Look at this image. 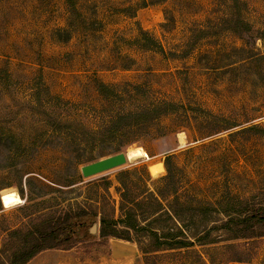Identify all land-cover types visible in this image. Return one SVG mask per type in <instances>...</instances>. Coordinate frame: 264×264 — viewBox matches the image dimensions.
<instances>
[{"label":"rangeland","instance_id":"obj_1","mask_svg":"<svg viewBox=\"0 0 264 264\" xmlns=\"http://www.w3.org/2000/svg\"><path fill=\"white\" fill-rule=\"evenodd\" d=\"M263 53L264 0H0V264L40 219L95 203L102 177L116 204L122 168L146 167L156 190L166 170L150 166L167 154L181 181L164 201L175 218L159 227L194 236L236 201L261 197ZM154 105L120 151L147 155L93 172L120 153L103 127L109 116ZM6 190L20 203L5 206ZM194 243L146 260L135 241L111 238L25 264H264V238L250 244L249 263H222L224 241Z\"/></svg>","mask_w":264,"mask_h":264},{"label":"trees","instance_id":"obj_2","mask_svg":"<svg viewBox=\"0 0 264 264\" xmlns=\"http://www.w3.org/2000/svg\"><path fill=\"white\" fill-rule=\"evenodd\" d=\"M258 58H264V53ZM99 87L103 89L107 85L100 83ZM153 107V110L150 106H144L140 110L117 112L109 116L103 127H107L109 136L115 141L113 152H120L123 146L133 141L138 129L150 121L144 115L158 109L156 105ZM258 127L253 124L243 130ZM260 129L264 134V128ZM93 159L91 157L89 160ZM164 167L166 172L154 191L147 184L150 174L146 167L119 170L118 184L115 185L118 204L110 194V180L102 177L103 190L95 203L88 200L77 208L54 211L40 219L34 227L27 228L24 231L25 239L10 256L9 264H25L46 249H70L82 243L105 244L111 238L135 241L146 260L161 250L189 249L197 241L200 244L224 241L226 244L220 258L222 263H249L253 257L250 244L264 238V192L261 197L236 201L225 210V220L215 221L192 236L182 229L157 226L159 219L164 216L173 217L164 201L177 196L181 181L179 167L172 154L165 156ZM175 199L178 200V197ZM95 223H98V229L92 233L91 228ZM21 231L18 229L14 232Z\"/></svg>","mask_w":264,"mask_h":264},{"label":"bare ground","instance_id":"obj_3","mask_svg":"<svg viewBox=\"0 0 264 264\" xmlns=\"http://www.w3.org/2000/svg\"><path fill=\"white\" fill-rule=\"evenodd\" d=\"M180 140L182 142L184 141L182 135L180 137ZM128 155H129V159L133 160V159L137 158L140 155L146 156L147 152L141 147H136V148H130L128 150ZM150 168H151V171L158 172V171H161V170L164 169V165L162 163L152 164L150 166ZM2 200H3L5 206H10V205H12L14 203H18V202L20 203V201L22 199H21L19 194L15 193L13 191L6 190V191H4L2 193Z\"/></svg>","mask_w":264,"mask_h":264},{"label":"water","instance_id":"obj_4","mask_svg":"<svg viewBox=\"0 0 264 264\" xmlns=\"http://www.w3.org/2000/svg\"><path fill=\"white\" fill-rule=\"evenodd\" d=\"M127 159H129L128 152L126 153L120 152L118 154L105 157L103 159H100L99 161L94 162L95 168L92 171L93 172L105 171L108 169L118 167L124 164L127 161ZM97 229H98V223H95L91 228V232L96 233Z\"/></svg>","mask_w":264,"mask_h":264}]
</instances>
